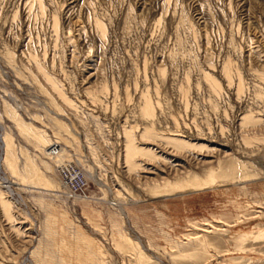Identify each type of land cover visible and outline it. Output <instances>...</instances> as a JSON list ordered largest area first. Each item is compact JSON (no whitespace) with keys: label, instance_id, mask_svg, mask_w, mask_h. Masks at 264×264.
<instances>
[{"label":"rangeland","instance_id":"obj_1","mask_svg":"<svg viewBox=\"0 0 264 264\" xmlns=\"http://www.w3.org/2000/svg\"><path fill=\"white\" fill-rule=\"evenodd\" d=\"M37 1L0 0V181L11 185L5 195L15 216L9 221L0 207V263L64 264L65 255L83 264L101 257L104 264H264V141H243L264 136V0H39L42 11ZM31 55L75 106L49 88ZM227 59L230 82L221 72ZM204 73L217 79L218 92ZM145 95L151 118L141 113ZM7 107L30 131L21 130ZM245 113L258 125L242 127ZM151 122L214 150L176 151L144 140L139 134ZM131 126L138 143L148 141L164 158L139 157L142 165L129 170L123 129ZM4 132L17 174L3 163ZM54 149L84 172L82 198L63 194L56 170L63 161L55 163ZM234 157L244 163V176L233 184L147 192L163 179L202 176L217 159ZM25 164L52 187L24 181ZM223 228L244 237L224 242ZM201 235L215 242L210 255L193 241ZM126 236L149 258L141 261ZM97 243L103 254L94 257Z\"/></svg>","mask_w":264,"mask_h":264},{"label":"bare ground","instance_id":"obj_2","mask_svg":"<svg viewBox=\"0 0 264 264\" xmlns=\"http://www.w3.org/2000/svg\"><path fill=\"white\" fill-rule=\"evenodd\" d=\"M37 3H38V8L40 9V11H42V9H43L42 4L40 3L39 0L37 1ZM56 18L57 17L53 18L54 19L53 24L54 23L57 24L56 22L58 20ZM95 23H96V26L98 27V29H100L101 33H103L104 29L102 27V24L100 22H95ZM30 59L33 61V63L35 65L37 71L39 72V74L45 79L46 83L49 85V88H51V90L61 99V101L65 104L69 105V107L75 106V103L72 101V99L65 93L63 87L60 84V81L48 74V72L39 63L36 56L31 55ZM232 71H233L232 62H231V60L227 59L222 65L221 72H222L223 76L227 79L228 82H230L232 77H233ZM235 71H236V73H234V74L237 75L236 76L237 77L236 91H237V93H240L242 91V79L240 77L241 75H239L238 70H235ZM259 77L264 79V73H260ZM204 78H205V80H207V84L209 85L210 89L213 92H218L220 90L221 86L216 81L217 79L215 80L208 73H204ZM96 98L97 97H95V99ZM6 110L8 111V114L11 115V117H13L15 120H17V124L20 126L21 130H23L24 132L30 131V128L26 124L22 123L16 117V114L14 113V111H12L9 107H7ZM141 113L146 118L147 117L151 118L154 115V107L152 105L151 100L146 95L143 97V105L141 107ZM258 123H259V119L256 118L254 115H252V113H245L241 116V119H240V125L242 127L243 126H257ZM133 128L134 127L131 126L129 129H127V128L123 129V147H124L123 156H124L125 166H127V168L129 170L130 169H132V170L136 169L142 165L141 162H139V157H144L150 162L153 160H159L160 158H164V157H161V155H158L151 147L145 145V144H147L146 142H148V141H146V142L142 141V144L138 143L137 137H136V134L134 133ZM32 131H33V133L37 134V132H35V131H38V130L35 129V127H33ZM139 137L143 138L144 140L149 139V140H155V141H162L166 145L172 147V149H174L176 151H185V150L186 151H188V150H195L196 151V150H198L199 152H203V151L211 152L214 150V147L210 146V144H207L206 142H202V141L199 142L198 138H197V140L193 141L189 138L188 139L184 138L183 135H181L179 133H175V131L174 132H168V133L157 131L152 122L147 124V125H144L142 127V131L140 132ZM252 138L262 139L264 141V136L263 137H256V136L249 137L246 135L243 136V141L245 143H248L252 140ZM1 141H2V145H3V149L5 150V155L2 158L3 163L6 164V166L8 167V169L10 170L11 173L17 174L16 173L17 168H16V160H15V155H14V148L12 145V140H11L10 134L7 132H4L2 137H1ZM242 145H244V144H242ZM249 147H251V146H249ZM251 153H253V152H251ZM62 157H63V155H61L59 152L55 151V149H54L53 160L55 161V163H58L59 161H61ZM62 161L63 162H60V164L57 166V169H56L58 172L57 176H59L60 181L62 183V186L65 189L63 194H65L66 197H67V195L69 197L70 194H72V192L70 190H68V188H69L68 184L70 183V180L72 182V179H73L72 177L69 178V175H71V172L72 171H78L79 173H81L80 176L85 182H86V177H85L84 172L81 171L80 168L76 164H74V162L73 163L72 162H65L64 160H62ZM23 166L24 167H23L22 179L24 181H27V179H28L30 182L35 183L39 186H45L48 188L52 187V183L38 169H36L35 167H31L28 164H25ZM243 166H244V163H241L240 161H236L235 157L231 158V159H227V160L217 159L215 164L209 165L208 167L203 169L202 176L192 175L191 172H188L182 176L175 177L174 179H171V180L163 179L162 181H159V182L152 184L151 187H147V190H148L147 192H149L150 195H153V196H161V195L171 193L173 191H175V192L176 191L181 192V191H186V190L201 191V190H205L208 188H210V189L216 188V187L221 186V185L233 184L237 180H241V177L244 176L243 175L244 173H242L243 172L242 171ZM8 178H10V177H8ZM68 178H69V182L66 181V180H68ZM10 186L11 185H9L8 181H6L5 183H2L0 181V207H1L2 214L9 221L13 220L15 217V216H13V212H12L13 201L9 198H6V195H5L6 194L5 192H7V193L11 192ZM1 187L6 188V189L4 191H2ZM71 197L72 198H75V197L76 198H82L81 195H77V194H72ZM262 208H264V206ZM239 219L240 218L237 217L236 220L239 221ZM200 230L206 231L203 228ZM227 232H228L227 229H225V228L222 229L221 234L224 233L225 237L223 236L221 238L224 240V242H227L226 237L227 238H229V237L234 238L235 237L236 243L239 242L244 237L243 232H238V233H236V235L232 234L231 236L229 234H227ZM124 240L127 241L132 246L133 250L136 251V253L138 254V257L141 261H145L146 259L149 258L143 252V250L140 248V246L137 245V243H134L129 237L126 236V238ZM194 240L195 241H201V243L203 244L204 252L207 253L208 255L211 254L209 251V247L215 248V242L210 240V239L208 240L206 235L197 236V237L193 238V241ZM115 245L118 248L121 247L120 243H115ZM95 246H96L95 247L96 250H95V254L93 256L95 257V256L102 255L103 254V246L100 243H97ZM4 248L5 247H3V249ZM136 249H138L139 251H137ZM240 249L242 251L243 247H241V246L240 247H237V246L233 247L234 251H239ZM229 250L230 249L227 247L225 249H222L221 251L223 252V251H229ZM33 254H34V252H33ZM38 254H40V253H38ZM12 257H14V256L12 255ZM62 259L65 261L64 264H76V263L77 264H83L79 261V259H75V262H74L73 260L67 259L65 257V255H62ZM90 264H104V260L102 257L100 260H97V259L93 260L92 259Z\"/></svg>","mask_w":264,"mask_h":264},{"label":"built area","instance_id":"obj_3","mask_svg":"<svg viewBox=\"0 0 264 264\" xmlns=\"http://www.w3.org/2000/svg\"><path fill=\"white\" fill-rule=\"evenodd\" d=\"M80 175H81V173H79L78 171H72L71 175H69V178H71V177L73 178L72 182L70 180V183L68 184V186H69L68 190H70L72 192V194L79 195L78 193L80 192V190L83 188V186L85 184V181L81 178ZM69 178H68V180H66L67 182H69ZM72 194H70V197Z\"/></svg>","mask_w":264,"mask_h":264}]
</instances>
